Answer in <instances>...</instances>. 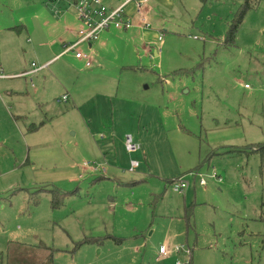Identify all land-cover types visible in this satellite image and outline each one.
Listing matches in <instances>:
<instances>
[{
  "label": "rangeland",
  "instance_id": "rangeland-1",
  "mask_svg": "<svg viewBox=\"0 0 264 264\" xmlns=\"http://www.w3.org/2000/svg\"><path fill=\"white\" fill-rule=\"evenodd\" d=\"M71 2L0 0V25L22 18L61 49ZM242 2L178 5L180 15L151 52L115 45L92 52L81 44L89 67L72 62L71 52L51 66L56 79L32 76L46 103L26 99L21 114L6 99L11 86L25 91L9 80V67L40 63L27 55L24 33L11 35L17 47L0 52V264L9 241L22 249L43 243L53 249L52 264H264V150L220 154L264 141V0L245 13L234 45L220 44ZM60 79L69 99L58 103ZM70 96L76 104L94 97L102 113L89 123ZM39 110L51 117L28 131ZM106 122L139 149L129 152L116 139L117 162L114 148L111 157L98 155L86 133L99 135ZM97 137L90 140L99 145ZM178 177L190 183L182 192L170 181ZM51 190L66 192L56 207ZM161 245L167 257L157 256Z\"/></svg>",
  "mask_w": 264,
  "mask_h": 264
},
{
  "label": "crops",
  "instance_id": "crops-1",
  "mask_svg": "<svg viewBox=\"0 0 264 264\" xmlns=\"http://www.w3.org/2000/svg\"><path fill=\"white\" fill-rule=\"evenodd\" d=\"M125 1L126 0H103V2L108 7H116ZM139 1H141V3H142V10H143L144 16L146 18V22H148V24H149L148 27H144L143 25H141V23L139 22V18H138L139 15L137 14L136 9H135V1L130 0V1H127L125 4V13H126V16L133 23L132 27L127 28V29H120V30L109 29V30L103 31L100 33L97 40L90 42V43L82 42L78 46H80L81 44H86L87 49H90L92 52L103 50L106 48H113L114 45L117 48L121 47V46L123 48L127 47V46H132L134 48H137L138 46H140V47L146 48L147 51L151 52L152 49H151L149 44L156 42V41H162V40H159V36H162V33L160 30H162V31L165 30L166 29L165 26L167 25V23L175 22V20L172 19V16H179L180 15L178 5L183 7V6H187L189 4H195L196 1L200 2V0H139ZM73 2H74V0H72L71 4ZM72 9H73V6H72ZM73 11L74 10H71V8H70V10H68L64 14L65 20H64V24H63V29L58 35V39L61 40V42L63 43V48H61V49L56 44L57 39L55 40L53 38L51 40H48V38H47L48 34L45 32V30H43L41 28L40 29L32 28L29 25V23L22 18L19 19L20 21H22L21 24L16 25V26L3 27L0 25V35H1L0 52L2 49L17 47V45H16V43H15V41L11 35H14V32L16 34H18L19 32H22V33H24L23 36H26L25 41L27 42L26 45H27L28 51H29V53L27 55L32 56L34 58V60H36L37 62L40 63V65L38 67H36L34 65V63L32 62L31 66L29 68H26L25 67L26 66V60H25V62L23 64H18V63L12 64V66L9 67V72H10L9 80L13 81L15 84L19 83L25 89V91L16 90L15 87L11 86L6 90L7 91L6 92V94H7L6 99L11 101L13 103V105L15 106V108H17L16 112H19L17 114H21L25 111L24 107H21V105H25L26 99H27V102H31V103H33V105H37V106L39 105V107L43 103H46V99L44 97L45 95L43 94L44 90H41V87L43 85H41V83H39V81H37V83H35L33 85L32 76H34L36 79H38L39 76H37V75L39 73H46V78H48V79H51L53 77L55 78L53 70L51 69V66L57 60L62 58V56L69 54L71 52L73 53L72 50L66 51V52L64 51V45H66L70 41L75 42L77 40L76 29H77L78 23H77L75 14H73L74 13ZM45 25L47 26V23H44V26ZM45 27H43V28H45ZM29 36L32 37L31 38L32 41H30ZM162 39H163V36H162ZM148 47H150L149 50H148ZM93 49H94V51H93ZM79 50H81V49H79ZM154 53L156 54L155 51H154ZM69 55H70L69 57L71 58L70 60L72 62H74L75 64L78 63L80 65H84V67H89L90 64L86 65L84 59L76 58L74 56V53L69 54ZM90 56H91V54H90ZM65 63L67 64V61ZM0 65H3L2 59H0ZM67 65L72 66L70 63H68ZM0 67L2 68V66H0ZM28 79H29L30 83L28 82ZM55 82L58 85V89H57V93H56L57 97H55V99H54L55 102L60 103L61 101L68 100L69 96L67 97L66 100H59V98L63 94L67 93L66 87H65L66 83L61 79H60V81L57 80ZM248 86L246 87L244 85L245 88H248ZM29 91H31V92H29ZM72 94L73 93L71 91V95ZM28 98H30V99H28ZM93 98L94 97H88V98H84L82 100L77 101L78 102L77 104H79V106H78L75 103L76 101L73 100V97L71 98V96H70V101L74 106L77 105L80 109H82V107H83L82 111L84 113H86L88 120H89V123H91V121L94 119V117H96L97 114H101L102 113L101 111L103 110L99 106V101L94 100ZM105 98L108 99L109 102L113 104V99L116 97H114V96L108 97L107 96ZM111 109H113L112 106H111ZM31 110H34V109H31ZM40 113H43L44 115L41 116ZM33 115H35V114H33ZM12 116H15V115H12ZM36 117H37V119H39V123L36 124L34 122H30L28 124V128H27L28 131L37 130L39 127L43 126L45 124V122L47 120H49V118L51 116H47L46 110H39V114ZM112 119H113V116L111 117V120ZM35 126H37V127H35ZM99 127H101V128H99ZM108 127H109V129H107ZM102 129L105 130L106 133H104V131ZM96 130H99L100 138L97 137V136H99V135H97L98 131H96L94 133V136H92V133H90L91 130H89V128H88V132L86 133V135H89L90 138L87 137V140L89 141V143L92 144V146L97 145L98 155H102V157H104V155L102 154L104 152H108L109 157H111L112 152L115 149V156L116 157L114 158V161L117 162V159L119 157V153L117 150V146L115 145L116 144L115 140L116 139L119 140V142L122 144L121 146L123 148L125 145V137L123 140V134L116 130V128L114 127V122H111V123L106 122L102 125H99ZM116 134H117V136H116ZM95 136L97 137V139H100L99 145L103 146L104 151L103 150L100 151L99 145L94 144L90 140ZM113 141H115V144L112 145ZM237 146H239V145H237ZM188 185H190L189 181H188ZM63 193H66V192H63V191L61 192L60 202L62 201V196L64 195ZM172 251L175 252L174 249ZM175 253H177V252H175ZM157 256L158 257H167L168 252H167V255L160 256L159 255V248H158V255ZM125 257H127V256H125ZM126 260H127L126 258L123 259V261H122L123 263H121V264H127V263H125V262H127Z\"/></svg>",
  "mask_w": 264,
  "mask_h": 264
},
{
  "label": "built area",
  "instance_id": "built-area-1",
  "mask_svg": "<svg viewBox=\"0 0 264 264\" xmlns=\"http://www.w3.org/2000/svg\"><path fill=\"white\" fill-rule=\"evenodd\" d=\"M127 1L130 0H126L116 7H108L103 2V0H74L72 6L74 8L76 19L78 21V26L76 29L77 40L70 44L64 45V51L66 52L72 50L76 58L84 59L85 64L89 65L90 54L79 50L78 45L82 42L90 43L97 40L100 33L103 31L109 29L120 30L132 27L133 23L125 13V4ZM133 1H135V9L137 14L139 15V22L144 27H148L149 24L148 22H146V18L142 10L141 1ZM159 40H162V36H159ZM245 86L247 87V84H245ZM67 97L68 96L66 94H63L59 98V100H66ZM125 147L129 152H134L139 149V145L133 142L131 135L125 136ZM135 164L136 163L132 161L130 169H132ZM82 165L86 167L87 162H83ZM212 176H218L215 170L212 171ZM170 181L172 184V188L178 192L184 191L188 186V181L182 179L181 177ZM199 184H205L203 178L199 180ZM174 250L177 253L181 251V249L177 246L174 248ZM186 254L189 256L190 250H187ZM159 255H167V250L162 245L159 247ZM176 264L180 263L176 262ZM184 264H188V262H185Z\"/></svg>",
  "mask_w": 264,
  "mask_h": 264
},
{
  "label": "trees",
  "instance_id": "trees-1",
  "mask_svg": "<svg viewBox=\"0 0 264 264\" xmlns=\"http://www.w3.org/2000/svg\"><path fill=\"white\" fill-rule=\"evenodd\" d=\"M258 1L259 0H243V2L240 4L239 10L235 15L234 20L228 24L225 36L220 42L223 47L234 45L233 43L235 34L239 23L242 21L245 13L249 9L256 8ZM246 148L252 152L264 150V141L261 143H249L243 146H232L226 151L221 152L220 154L228 152L241 153L242 150H245ZM51 194V205L52 207H56L60 204L61 192L59 193L58 190H51ZM262 205L264 206V203H262ZM117 240L120 241L121 239L117 238ZM22 247L23 244L20 242L9 241L6 249V262L2 264H52V248L45 246L43 243H38L37 245L33 246L26 245L27 249H22ZM38 249H42L43 251H45L46 249L48 252H46L44 256L38 254V257L36 254V250Z\"/></svg>",
  "mask_w": 264,
  "mask_h": 264
}]
</instances>
